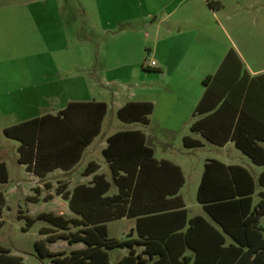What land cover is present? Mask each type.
Segmentation results:
<instances>
[{"label":"crops","instance_id":"obj_1","mask_svg":"<svg viewBox=\"0 0 264 264\" xmlns=\"http://www.w3.org/2000/svg\"><path fill=\"white\" fill-rule=\"evenodd\" d=\"M115 1L120 7H127L130 3L129 0ZM139 1L141 4L144 0ZM207 1L175 0L172 3L169 0L160 1L159 7L164 8L160 16L155 15L149 23L143 22L137 25H132L135 22L133 16L123 17L125 25H122V28L117 31V27L113 29L114 26H110V21L101 18L97 2L93 0L91 7L94 9L95 20L99 24L98 28L95 26V30L111 32V39L114 35L125 38L127 50L137 51L140 47L147 48L150 58L155 61V66L152 67H146L141 63V70L138 68L139 63H134L132 77H141V80L139 82L134 80L132 84L129 83L124 86L125 92L123 93H118L109 88L114 80H108L102 76V70L93 68L91 71H83L81 69L82 64L70 63V56L76 58L81 46L80 44L70 46L67 44L66 30L61 22L58 3L53 0L30 1L24 4L25 7L21 9L18 16L13 15L18 14L19 3L4 8L0 3V163L3 164L6 175L5 181H0V194L3 198V203L0 205V224L8 196L25 198L28 203H40L41 206L55 203L54 209L57 211L50 208L37 209L31 215H29L30 213L22 214L19 211L18 218L20 216L33 217L38 213L48 212L65 217L74 216L68 209L66 200L55 193L56 186L59 183L64 184L65 189L70 191L76 184H89L94 174H102L103 178L110 182L109 170L101 155V149L105 146V138L119 130L141 131L145 136L146 145L153 149V156L157 160L166 159L180 167L184 177L183 184L185 183V175L182 164L176 161V158L170 159L157 154V146H170L169 136H175L182 147L189 150L203 147L209 143L219 149L233 145L241 151L232 140H228L222 145L209 141L200 131L192 130L191 125L196 120L210 115L217 108L216 106L214 109L200 114L194 113L196 105L206 89L203 82L204 78L217 71L224 56L230 50H233L240 60L241 64L238 65L240 75L243 72H247L250 77L264 74V63L252 61L253 65H250L251 63L242 55L243 49L238 42V38L246 33H249L255 40L264 39V0H233L235 5L227 10H225L227 8L225 5L231 3V0L229 2L217 0L220 3L219 7L222 5V8L217 11L211 8ZM12 10L13 12L16 11V14L3 15V11L11 12ZM151 16L152 13L146 14L148 19ZM3 23L7 24L8 28ZM225 23L229 24L230 29L235 32V41L229 34ZM18 24L20 30H18ZM90 64L91 60H88L83 66ZM109 93L110 98L107 101L105 96ZM73 101L103 102L105 113L100 123L99 133L81 148L78 159L68 167V162L74 158V154L70 153L61 164L55 165L52 163L53 152L62 150L58 137L64 135V132H60L59 128H56L60 118L56 114L68 102ZM127 101H149L153 103L148 124H133L132 127L119 129L107 127L103 130L108 108L114 107L115 114L116 109ZM221 115L211 118L212 120L208 123L209 131L213 134L223 133L224 127L221 119L224 117ZM31 119L42 120L40 153L46 155L44 160L39 161L38 159L35 165L34 146L36 137L32 148L29 145L26 149V145L20 146L17 139L6 137L3 134L4 128ZM256 127L259 128V126ZM184 137L197 139L201 145L185 147ZM95 141L97 143L93 147ZM68 143L70 142L67 135L65 144ZM257 143L264 149V141L257 140ZM95 150L99 152L101 157L97 161L91 157ZM246 157L250 160L248 156ZM210 159L217 158L207 157L202 162L198 184L204 163ZM217 160L227 165L236 164L245 167L252 174L254 180L264 171V165L254 164L251 160L254 165L260 166L262 169L253 173L246 161L234 163L221 159ZM88 162L95 163L97 168L95 171L85 174L83 169ZM78 168H82V170L78 171ZM105 168L106 173L102 171ZM183 184L179 188V194ZM260 192L264 193V188L256 184L253 194L254 203L258 201ZM105 194L110 195L107 192ZM187 213L188 218L201 215L210 220L204 210L203 213L193 215H190L188 210ZM122 219L130 221L129 232L119 239L108 236L107 223L111 222L108 221L105 224L106 236L115 240L137 238V233L134 230L135 218H120L116 221ZM40 227H49V225L45 223ZM23 229L26 230L27 227ZM45 236V233H38L37 239H43ZM224 239V246L235 244L227 234H224ZM46 246L51 251H61L68 254L71 250L82 248L84 245L82 242L68 244L63 239H56L47 242ZM51 246L53 248H50ZM120 248L121 253L113 263L108 258L109 264H114L121 256L127 254L128 248L124 246ZM142 249L143 246L134 247L135 252L141 253ZM190 253L189 250L186 252L188 256ZM8 254L20 257L23 264V257L19 252L8 250ZM31 255L37 259L48 258L35 256L34 250ZM142 256L148 258L145 254ZM149 261L148 258V261L142 264H149ZM49 262L53 264L50 260Z\"/></svg>","mask_w":264,"mask_h":264},{"label":"trees","instance_id":"obj_2","mask_svg":"<svg viewBox=\"0 0 264 264\" xmlns=\"http://www.w3.org/2000/svg\"><path fill=\"white\" fill-rule=\"evenodd\" d=\"M207 2L211 8L220 6L217 1ZM240 64L236 53L230 50L217 71L204 78L206 89L194 113L217 108L196 120L191 129L219 145L232 140L254 164L264 165V149L257 143V140L264 141V74L250 77L243 72L240 75ZM152 110V102L127 101L116 109L115 115L124 123L145 125ZM104 113L105 104L95 101L68 102L59 110L56 128L64 135L58 137L62 150L53 152L52 163L59 165L72 153L74 158L67 164L72 165L81 148L99 133ZM220 114L224 117L221 119L223 133L213 134L208 123ZM41 123V119H31L3 129L6 137L17 139L26 149L29 145L32 148L36 137L34 165L38 159L46 158L40 153ZM67 135L70 143L65 144ZM183 142L185 147L201 145L199 140L190 137H184ZM101 155L107 164L110 182L102 174H94L89 184H76L70 191L64 184L56 186L55 193L66 200L74 216L49 212L22 216L24 228L35 220L49 225L38 229L39 234L46 236L33 241L35 256L48 257L53 264H109L106 250L124 246L128 248L127 254L114 264H142L148 258L149 264H264V193L258 194L257 202L253 200L256 184L264 188V171L254 180L241 165H227L217 159L206 161L196 201L202 205L208 220L201 215L188 218L178 193L184 182L180 167L166 159L157 160L141 131L119 130L108 135ZM96 168L95 163L88 162L83 173H91ZM5 179L4 166L0 163V181ZM111 184L116 190L106 195ZM120 218H135L137 238L115 240L106 236V222ZM224 234L235 244L224 246ZM56 239L68 244L82 242L84 246L68 254L49 250L46 243ZM135 246H143L141 253L135 252ZM0 264L22 263L20 257L8 254L0 246Z\"/></svg>","mask_w":264,"mask_h":264},{"label":"rangeland","instance_id":"obj_3","mask_svg":"<svg viewBox=\"0 0 264 264\" xmlns=\"http://www.w3.org/2000/svg\"><path fill=\"white\" fill-rule=\"evenodd\" d=\"M30 1L35 2L41 0H0L3 8L9 5H14V3H19L17 8L18 14L15 13L16 11L13 12L12 10L11 12L3 11V15L16 14L13 16H18L21 9L25 7L24 4H27ZM53 1L58 3L60 8L61 22L66 30L67 44L69 46L72 44H80L81 46L77 52L78 55H76V58L70 56V63L74 62L79 65L82 64L81 69L83 71H91L93 68L102 70V73L100 72L102 76L106 77L108 80H114L113 83L109 85V88L118 93L125 92V90H123L124 86H127L129 83L132 84L134 80H137V82L141 80V77H132V69L134 63H139L138 68L141 70L140 64L142 63L143 65V62L150 58L147 48L140 47L137 51L130 49L127 50L125 48V38L114 35L111 39V32L99 29L95 30V26L98 28L99 24L95 20L94 9L91 7L93 0ZM129 1L130 3L127 7H120L115 3V0H96L98 10H100L101 13V18L110 21V26H114L113 29L117 27V31L122 28V25H125L123 21L124 19H122L123 17L133 16L135 22H133L132 25H137L142 24L143 22L149 23L155 15L160 16L164 8L159 7V3L160 1L162 2L165 0H144L143 2L141 1V4L139 0H133L134 3L132 0ZM169 1L172 3L175 0ZM224 1L229 2V0ZM230 2L231 3L225 5L227 7L225 10L235 5L233 0ZM221 8L222 5L221 7H215L213 9L217 11ZM147 13H152V16L149 17V19L146 17ZM115 21L118 23L116 24ZM4 26L7 27V24H4ZM225 26L232 39L235 41V32L230 29L231 27L229 24L225 23ZM18 30H20L19 24ZM238 42H240L243 49L242 55L249 63H251L250 65H253L252 61L264 63V39L261 40L259 38L255 40L249 33H246L238 38ZM88 60H91V64L89 66H83ZM56 62H58V60H56ZM82 73L84 75V72ZM105 97H107V101H109L110 93ZM133 124L139 125V123H124L119 121L114 114V107H112V109L108 108L107 110L103 130L107 127H112L113 129L127 128L134 126ZM169 138L171 141L170 146H157V154L170 159L176 158V161L182 164L185 183L180 190V194L184 199L183 201L190 215L203 213L201 205L196 201V188L198 185L201 164L207 157H213L234 163H243L246 161L249 163L250 171L253 173L262 169V167L254 165L241 151L233 147V145L219 149L218 147L206 143L203 147L189 150L183 148L178 140H176L175 136H169ZM96 143L97 141H95L92 146L94 147ZM91 157L95 161L101 158L97 150L92 153ZM80 170H82V168H78V171ZM102 171L106 173V168ZM114 192L115 187L111 185L107 194H112ZM54 207V202L41 206L40 203L30 204L25 198L8 196L1 216L0 246L11 252H19L23 257V264H50L48 258L37 259L34 255H31L33 253V241L38 238V229L45 223L40 220H35L25 230L23 229L25 226L24 218H18V214L20 211L22 214L30 213L29 215H31V213L33 214V211H36L37 209L48 208L57 211ZM26 208H28V210H26ZM129 222V220L122 219L120 221L115 220L107 223L108 236L115 237L116 239L125 236V234L129 232ZM50 248H53V246ZM107 253L110 262L113 263L116 257L120 255L121 248L114 247L108 249Z\"/></svg>","mask_w":264,"mask_h":264},{"label":"built area","instance_id":"obj_4","mask_svg":"<svg viewBox=\"0 0 264 264\" xmlns=\"http://www.w3.org/2000/svg\"><path fill=\"white\" fill-rule=\"evenodd\" d=\"M144 66L146 67H152V66H155V61L152 60L151 58L147 59L146 61H144Z\"/></svg>","mask_w":264,"mask_h":264}]
</instances>
